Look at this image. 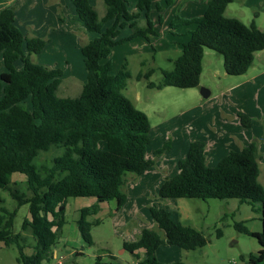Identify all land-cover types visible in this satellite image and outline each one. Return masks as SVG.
<instances>
[{
  "label": "trees",
  "instance_id": "1",
  "mask_svg": "<svg viewBox=\"0 0 264 264\" xmlns=\"http://www.w3.org/2000/svg\"><path fill=\"white\" fill-rule=\"evenodd\" d=\"M232 1L209 0L202 16L171 20L172 29L188 25L194 28L187 31L190 38L182 44L172 69L161 70L162 80L157 84L149 81L147 86H198L205 48L222 56L228 75L245 73L255 52L264 49V30L253 20L246 25L238 18L224 16L226 6ZM71 2L81 29L97 33L80 47L86 78L75 97L57 95L60 68L32 59L47 40L24 35L14 23L13 7L0 11V52L6 70L2 75L5 84L0 82V189L8 190L16 201L12 210L0 205V242L16 246L21 264H46L53 260L54 246L62 237L68 197L95 198V203L80 209L76 221L84 245H90L93 223L87 217L97 213L100 202L115 200L116 208H120L126 202L121 189L126 174L140 175L154 164V160L146 158L148 116L124 94L129 77L125 65L113 74L109 60L111 47L139 36L149 39L154 34L148 19L151 0H137L136 10L132 12L128 11L127 0H102L105 11L101 18L90 0ZM142 13L144 26L138 20ZM108 20H114L113 25L102 31L103 23ZM126 25L131 28L130 35L118 39L119 28ZM17 60L22 63L19 69L15 66ZM150 72H139L137 78L147 79ZM238 116L243 126H250L248 116ZM262 126L264 131V122ZM168 149L169 141L155 154L160 156ZM52 150L60 153L52 155L49 163L38 162L41 153ZM258 158L257 142L252 141L240 150L229 151L217 164L209 166L204 142L191 141L185 159L178 161V172L164 179L158 195L202 200L235 198L253 210L257 208L260 233L249 230L243 222L234 226L255 237L260 246L255 254H249L248 263L264 264V186L258 179ZM13 173L24 176L26 189L31 193L25 200L24 192L9 185ZM23 204H28L29 210V220L25 223L32 236L30 253L25 251L26 236L13 231L17 208ZM149 210L164 236L145 228L137 240L123 242L124 250L138 264H162L156 258V250L163 244L193 250L207 243L202 230L173 221L166 209L152 205ZM216 235H221L220 229ZM93 264L112 262L96 255Z\"/></svg>",
  "mask_w": 264,
  "mask_h": 264
},
{
  "label": "rangeland",
  "instance_id": "2",
  "mask_svg": "<svg viewBox=\"0 0 264 264\" xmlns=\"http://www.w3.org/2000/svg\"><path fill=\"white\" fill-rule=\"evenodd\" d=\"M127 1L128 11H135L137 0ZM90 2L101 18L105 11L103 2ZM208 2L209 0H151L148 19L154 34L149 35V39L139 36L111 47V72L117 73L125 65L129 77L124 94L148 116L150 132L146 158L154 160V164L140 175L126 174L121 187L126 194V202L120 208L114 207V201L103 202L99 205L97 213L87 217V220L93 223L90 227V245H84L76 227V220L79 218L80 208L93 204L95 200H92V197H68L64 205L65 224L62 227V237L54 246L56 251L53 260L46 264H56L58 259L62 260V264H93L96 255H101L105 261L112 264H135L134 257L123 250L124 241L137 240L145 228L154 229L164 236L150 214L152 205L169 211L173 221L202 230L208 239L204 246L193 250H185L175 245H160L156 250V258L162 264L177 261L184 264H249V254H255L259 249L255 237L238 231L234 226L236 222H243L249 230L260 233L262 226L257 208L253 210L250 205L240 203L235 198L202 200L162 198L158 195V188L164 179L174 176L178 172V161L185 159L188 150L186 142L195 139L202 140L204 144L206 142L207 162L209 166H213L229 150H236L237 139L244 144L249 138L260 135V142L264 141V74L250 80L257 72L264 71V49L258 52L245 74L228 75L223 67L222 56L205 48L198 86H147L149 81L157 84L162 80L161 70L172 69V60L181 53L182 44L187 43L190 38L187 31L194 28V25H188L172 29L169 27L171 20L176 17L187 20L200 17L204 14ZM224 16L238 18L246 25L253 20L264 30V0H233L226 6ZM36 17H41V13ZM68 17L69 29L73 27L74 17V24L81 25L76 14ZM138 20L140 25H145L143 13ZM113 23L114 20L105 21L101 27L102 31ZM87 33L97 35L94 32ZM130 33L129 26L120 27L117 38H126ZM71 44L72 42L68 43V51L71 50ZM56 48V42L52 41L46 50H43L44 54H35L33 58L38 63L43 56L53 58ZM79 53L81 55L80 49L78 55ZM70 61L66 69L74 74L73 71H78V66L80 67L78 56H74ZM19 63L21 67V62ZM81 63L85 71L83 61ZM60 64L63 66V63ZM149 71L151 72L147 79L137 78L139 72L144 74ZM69 80L59 85L61 90L56 92L57 95L77 96L81 83H68ZM201 88L209 90L208 97L201 95ZM239 114L250 118V126L245 127L240 123ZM223 126L229 135L233 136L220 133L219 128ZM167 141L169 149L157 156L155 151ZM59 153L53 150L41 153L38 162L49 163L52 155ZM10 185L11 188L24 192L23 200L30 197L31 193L26 189L25 181L18 180L16 184ZM0 199V205L9 210L16 206V201L8 190L0 189ZM55 218L58 220L60 214ZM28 220V204H23L17 208L13 231L26 236L25 251L30 253L32 236L26 226ZM217 229L221 231L219 237L216 235ZM17 255L14 244L6 246L0 242V264H21Z\"/></svg>",
  "mask_w": 264,
  "mask_h": 264
},
{
  "label": "crops",
  "instance_id": "3",
  "mask_svg": "<svg viewBox=\"0 0 264 264\" xmlns=\"http://www.w3.org/2000/svg\"><path fill=\"white\" fill-rule=\"evenodd\" d=\"M90 1H92V0H90ZM96 1H97V3L102 2V0H96ZM70 2H71V0H2V1H0V11L6 7H13L14 8V18H15L14 23L22 31V33L24 35L29 36V37L30 36H38V37L45 38L47 40V42L44 45V47L42 48V50L39 53H37L36 55L44 54V51L46 50L45 48L48 47L52 41H55L57 44V48H56L57 50L54 52L53 58H47V57L43 56L40 59L41 62H39V63L43 64L45 66H48V67L60 68L62 70L61 82L59 85L63 84V82L67 79L68 80L69 79H75V80H77L76 82L81 83V88H82V85H83L84 80L86 78V71H84L82 69L81 61H83V59L81 58L82 55H80V53L78 55V50L80 49L82 44L87 43L91 38H93L94 35L91 33L84 32L81 29V27H80L81 25L79 23L74 24L75 17H74L73 23H72L73 27H71L72 29H69V25L67 24V22H68L67 18H69L68 16H75V11L73 9L74 6L71 5L72 2L71 3ZM39 13H41V17L37 18L36 16ZM40 18H41V21H40ZM62 28L63 29L65 28V29L63 30ZM69 42H72V44H71V50L68 51L67 48H68ZM259 51H261V50H259ZM259 51L255 52L254 59H255V56L258 54ZM204 54H205V49H204ZM34 55H32L33 60H34V58H33ZM74 56L75 57L78 56V64H80V67L78 66V69H77L79 71V73H78V71L72 70L74 73V74H72V72L67 71L66 68L71 63L70 60L74 59ZM254 59H253V61H254ZM34 61H36V60H34ZM19 62H21V61L17 60L15 62V66L17 69L20 68ZM172 62H173V60H172ZM60 63H63V66H61ZM21 66H22V63H21ZM5 71L6 70H5L3 63H2V54L0 52V82L3 85L5 84V81L2 79V75L5 73ZM245 73H243V74H245ZM262 74H264V71L257 72L256 74L253 75V77L250 78V80L252 81V80H254V78H256L257 76L262 75ZM69 82L70 83H76V82H72V80H69L68 83ZM81 88H80V91H81ZM60 90L61 89L58 86L56 92L59 93ZM80 91H79V93H80ZM60 95H62V94H60ZM62 97H68V96L62 95ZM232 123H236V122H232ZM221 126H222V124H221ZM232 126L237 127L236 125H232ZM219 132L225 133L226 135H229L228 130H226V128H224V126L219 128ZM229 136H233V135H229ZM259 137H260V135L259 136H253V137L249 138V140H246V142H244V144H243V142H241L239 139L236 138L237 139V140L235 139L237 141L236 150H240L242 147L248 145L249 143H251L252 141H255V139H257L256 142H257V146H258V155H259V158H258V165H259L258 179H259L260 183L264 186V141L260 142L262 140V138H259ZM263 139H264V137H263ZM189 143H190V141H189ZM189 143L186 142L187 148H188ZM206 147L207 146H206V142H205V156H206V161H207ZM207 164H208V162H207ZM18 180L19 181H25L24 176L21 174L18 175L17 173H13L10 177V184L11 183L16 184V182ZM92 200H95V198L92 197ZM111 201H114V203H115V200H111ZM101 203H103V202H100L99 205ZM114 207L116 208V203H115ZM76 227H77V224H76ZM77 230H78V228H77ZM123 250H124V248H123ZM55 251L56 250L54 249V255H55Z\"/></svg>",
  "mask_w": 264,
  "mask_h": 264
},
{
  "label": "water",
  "instance_id": "4",
  "mask_svg": "<svg viewBox=\"0 0 264 264\" xmlns=\"http://www.w3.org/2000/svg\"><path fill=\"white\" fill-rule=\"evenodd\" d=\"M200 93H201V95H202L203 97H208L209 94H210L209 90H208V89H205V88H201V89H200Z\"/></svg>",
  "mask_w": 264,
  "mask_h": 264
},
{
  "label": "built area",
  "instance_id": "5",
  "mask_svg": "<svg viewBox=\"0 0 264 264\" xmlns=\"http://www.w3.org/2000/svg\"><path fill=\"white\" fill-rule=\"evenodd\" d=\"M56 263H57V264H62V260H61V259H58V260L56 261ZM135 264H138L137 260H135Z\"/></svg>",
  "mask_w": 264,
  "mask_h": 264
}]
</instances>
